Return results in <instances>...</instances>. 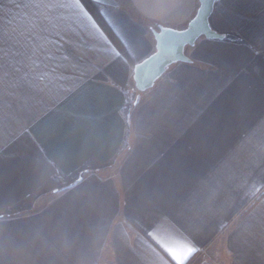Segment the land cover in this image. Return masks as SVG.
<instances>
[{
  "label": "crops",
  "instance_id": "1",
  "mask_svg": "<svg viewBox=\"0 0 264 264\" xmlns=\"http://www.w3.org/2000/svg\"><path fill=\"white\" fill-rule=\"evenodd\" d=\"M199 4L0 0V264H264V0L134 81Z\"/></svg>",
  "mask_w": 264,
  "mask_h": 264
},
{
  "label": "water",
  "instance_id": "2",
  "mask_svg": "<svg viewBox=\"0 0 264 264\" xmlns=\"http://www.w3.org/2000/svg\"><path fill=\"white\" fill-rule=\"evenodd\" d=\"M218 0H199L195 15L185 27H173L158 24L153 27L156 38L155 50L134 66V81L140 91L153 87L156 81L167 71L170 65L191 58L187 47L194 46L201 36L206 38H224L211 24V15Z\"/></svg>",
  "mask_w": 264,
  "mask_h": 264
},
{
  "label": "snow or ice",
  "instance_id": "3",
  "mask_svg": "<svg viewBox=\"0 0 264 264\" xmlns=\"http://www.w3.org/2000/svg\"><path fill=\"white\" fill-rule=\"evenodd\" d=\"M51 6L52 5L43 4V3H41L40 5H38V7H51ZM165 250L172 257V259L176 261V264H185V261L194 252V249L191 248V247H188L187 248V251L184 254H178L172 248H166Z\"/></svg>",
  "mask_w": 264,
  "mask_h": 264
},
{
  "label": "rangeland",
  "instance_id": "4",
  "mask_svg": "<svg viewBox=\"0 0 264 264\" xmlns=\"http://www.w3.org/2000/svg\"><path fill=\"white\" fill-rule=\"evenodd\" d=\"M157 26V25H156ZM189 47H187V49H188Z\"/></svg>",
  "mask_w": 264,
  "mask_h": 264
}]
</instances>
